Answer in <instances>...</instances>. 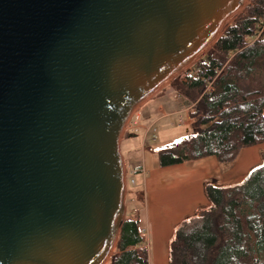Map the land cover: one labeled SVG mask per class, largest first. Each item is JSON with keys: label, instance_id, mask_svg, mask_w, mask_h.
Segmentation results:
<instances>
[{"label": "water", "instance_id": "1", "mask_svg": "<svg viewBox=\"0 0 264 264\" xmlns=\"http://www.w3.org/2000/svg\"><path fill=\"white\" fill-rule=\"evenodd\" d=\"M248 0H0V264H105L133 112Z\"/></svg>", "mask_w": 264, "mask_h": 264}, {"label": "trees", "instance_id": "2", "mask_svg": "<svg viewBox=\"0 0 264 264\" xmlns=\"http://www.w3.org/2000/svg\"><path fill=\"white\" fill-rule=\"evenodd\" d=\"M264 0L230 25L197 62L180 91L194 106V133L156 148L160 166L214 156L229 166L247 147L264 143V39L253 41ZM214 90L206 92L207 78ZM210 204L176 225L169 241L170 264H264V152L261 163L238 183L204 186ZM143 194L134 192L132 205ZM109 264H149L137 217L126 215Z\"/></svg>", "mask_w": 264, "mask_h": 264}, {"label": "crops", "instance_id": "3", "mask_svg": "<svg viewBox=\"0 0 264 264\" xmlns=\"http://www.w3.org/2000/svg\"><path fill=\"white\" fill-rule=\"evenodd\" d=\"M197 73L198 69L196 68L192 72H187L181 79L180 84L187 80L188 75L196 76ZM173 89L175 93L192 102L180 91L179 85L178 87L174 86ZM175 93L171 96H176ZM172 97L170 98L172 101L166 97V104L161 100L159 101L163 104V107L160 105L159 113L165 116L168 115L164 114L168 112L167 110L180 109L181 102L178 103L179 100L173 101ZM193 106L194 103L192 102L191 105L176 112L180 126L191 125L189 119L184 120V123L181 122L180 113L183 116L184 113L189 115ZM157 121L141 120L140 130H143L145 138L157 131L155 128ZM171 125L174 126L175 123L171 122ZM166 130L171 129L166 126ZM135 136L131 133L128 138ZM160 146L162 145L149 146L148 154H145L140 161H135L133 157L129 156L130 165L127 161L126 167L127 172L130 168L133 177L137 175L135 180L137 190L133 192L144 196L143 205H132V207L134 217L140 220L145 236L149 264H170L169 241L176 225L195 214L200 208L207 207L210 204L204 189L206 182L214 181L217 185L241 182L252 168L261 163L262 152H264V143L247 147L229 166L220 163L214 156L171 166H160L155 153L156 148ZM143 168L145 173L142 172Z\"/></svg>", "mask_w": 264, "mask_h": 264}, {"label": "rangeland", "instance_id": "4", "mask_svg": "<svg viewBox=\"0 0 264 264\" xmlns=\"http://www.w3.org/2000/svg\"><path fill=\"white\" fill-rule=\"evenodd\" d=\"M252 6H253V0H248L247 3L244 5V7L232 18V20L229 22L227 27L224 29L223 33L226 31V29L230 25L234 24L237 21V19L241 16L242 13H244V11L246 9H248L249 7H252ZM223 33L220 35V37L223 35ZM217 41L194 64H192L191 66H189L188 68H186L185 70H183L182 72L177 74L172 80H170L167 84L162 86L154 95H152L148 100H146L144 103H142L139 107H137L135 109L136 113L140 117L139 120H149V119L150 120H158L155 123V128L157 131L153 132L154 135L151 133L150 135H148L147 138H145L143 130H139L138 132L135 133V132L127 131L125 128V132H124L123 138L121 140V152H122V156L125 160L126 167H127V161H128V165H130L129 156L133 157V159L135 161H140V160H142V158L145 154H148V152H149L148 147L149 146H156V145H163L166 143H170V142H172V141H174L180 137L194 133L195 130H194V126L192 124L187 125V126H180L178 124L179 117H178V114L176 113L179 110H183L184 107L191 105L192 102H190L188 99L184 98L180 94L175 93L173 87L174 86L178 87L183 76L185 74H187V72H189V71L192 72V70H194L196 68L197 62L201 61L202 59H204L208 55V53L213 49V47L215 46ZM174 93L176 94V96L172 97L171 95H173ZM166 97H168V99H170L172 97L173 101L179 100L178 103L181 102V105L179 106L180 109H176V110H172V111L167 110L168 112L167 113L165 112L164 114H168V115L164 116L162 113H159L160 105L163 107V104L159 101L161 100L166 104ZM176 107H178V106H176ZM165 109H166V107H165ZM180 115H183V114L180 113ZM186 115L187 114L184 113L185 120L189 119V120H191V123H192L193 119L190 116V113H189V115H187V116ZM135 120H137V119H135ZM171 122H174L175 125L172 126ZM140 123H141V121H140ZM166 126L171 130H166ZM131 133L135 134L136 136L128 138L129 134H131ZM152 138H154V139H152ZM132 179L136 180L137 175H135L133 177L132 174L130 173V168H129V171H128V184L129 185L127 186V191H126V205H127V213L131 216H134V210L132 207V200L134 197L133 191H136L137 189H136V186H134L132 184V182H131ZM114 253H115V250H114L113 254ZM113 254H112V256H113ZM112 256H111V258H112ZM111 258L105 264H109Z\"/></svg>", "mask_w": 264, "mask_h": 264}, {"label": "built area", "instance_id": "5", "mask_svg": "<svg viewBox=\"0 0 264 264\" xmlns=\"http://www.w3.org/2000/svg\"><path fill=\"white\" fill-rule=\"evenodd\" d=\"M264 39V14L258 16V21L256 22V29H255V34L253 36V41L257 40H263ZM208 81V85L206 88V92L211 93L214 90V79L209 77L206 79ZM137 119V120H135ZM140 117L139 115L135 112H133L131 118L129 119L127 125H126V130L131 131V132H138L141 128V123L139 120ZM180 120L182 123H184L185 117L183 115H180ZM142 172L145 173V169H142ZM132 184L135 186L136 181L135 179H132ZM128 172H127V186H128Z\"/></svg>", "mask_w": 264, "mask_h": 264}]
</instances>
